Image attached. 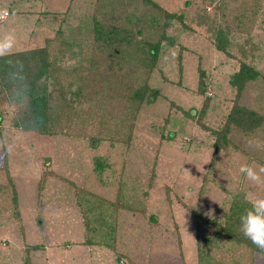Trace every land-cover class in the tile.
<instances>
[{"label": "rangeland", "instance_id": "obj_1", "mask_svg": "<svg viewBox=\"0 0 264 264\" xmlns=\"http://www.w3.org/2000/svg\"><path fill=\"white\" fill-rule=\"evenodd\" d=\"M152 1L182 20L167 26L176 45L162 43L148 77L156 98L144 102L131 119L125 102L130 91L118 90L127 83L137 88L144 74L137 69L123 80L128 71L118 59L99 65L91 50L92 26L93 17L100 23L115 17L122 26L135 21L147 9L144 0H0V10L9 13L0 19V39L14 36L11 53L41 48L49 40L58 74L88 73L93 61L104 67L99 74L107 77L104 88L113 94L98 98L102 84L90 68L88 80L71 86L74 90L82 84V96L73 99L79 109L59 136L13 127L25 99L0 103V186H7L0 192V264H22L23 251L33 245L42 250L30 253L31 264H197L194 214L219 220L238 189L251 202L264 198V182H253L239 171L242 165L257 170L264 165V120L251 135L232 128L229 139L235 147L221 150L204 193L200 186L204 175H210L216 137L197 124L212 131L223 127L235 95L229 79L241 63L256 69L260 78L246 85L239 103L264 119V0ZM218 30L228 31L227 54L214 46ZM46 84L49 91L56 85L52 79ZM176 107L196 113L194 119ZM127 125H133L128 137ZM94 157L105 162L97 175L92 172ZM122 183L134 184L124 203L129 201L135 211L108 217L98 244L81 245L86 233L75 205V185L114 203ZM10 184L18 193L23 232L11 212ZM228 246L222 244L220 250ZM240 254L241 264H264V255L253 256L246 249Z\"/></svg>", "mask_w": 264, "mask_h": 264}, {"label": "trees", "instance_id": "obj_2", "mask_svg": "<svg viewBox=\"0 0 264 264\" xmlns=\"http://www.w3.org/2000/svg\"><path fill=\"white\" fill-rule=\"evenodd\" d=\"M144 1L147 4V9L143 15H140L142 18L136 17L135 21H125V25L122 26L115 17H113L110 23H100L93 17L94 23L92 26L94 36L91 50L94 51L96 57L98 56L99 65L100 63L107 64L113 59H118L124 65L125 70L128 71L123 75V80L129 77L132 78L131 75L135 73L134 71L137 72V69L140 70L142 75L144 74V78L139 75V86L137 88L131 89L129 83H127L118 90L120 92L122 90L130 91L129 97L127 96L125 102L131 119L137 116L144 102H149L150 97L156 98L157 91L149 87L147 80L158 62L162 43L168 42L171 46L176 45L175 41L166 34L167 26L172 20H182L181 16H176L167 11L159 3L152 0ZM145 29L149 32L146 33ZM227 32L224 34L222 30H218L213 37L215 48L225 54H227ZM45 43L46 45L41 48H30L0 57V103L19 104L23 99L26 100V104L24 107H20L17 112V118L13 122V127L16 129L45 136L65 135L72 116L79 109L78 104L73 105V101L76 100L74 97L82 96V84L78 85L74 90H72L71 86L75 82L79 81L81 83L83 80H88L90 68L91 73L93 69H96V76L99 78L98 82L102 84L99 90L105 92L101 93L99 91L97 94L98 98L101 94H104L103 98H110L113 94L112 91L110 92L111 88L106 90L104 88L107 83V77H104V74H99V72L104 71V67L102 68L93 61L89 64L88 73L85 68L83 69L86 72L85 74L82 73L81 69L80 72L78 71L80 74L76 72L77 70L74 72L65 71L66 75L63 76L58 74L60 69L55 68V62L51 60V41L46 40ZM110 67L111 65L108 66V68ZM128 73L131 75L129 76ZM258 78H260V73L256 69L249 64L241 63L238 71L232 74L229 79V84L235 89V95L223 127L212 131L200 121L197 122L204 131L211 132L216 137L211 162L207 168L210 175L207 173L204 175L200 186L201 193H204L210 181L209 177L213 173V165L218 159L221 150H226L229 146L235 147L229 139V133L232 128L237 129L245 135H251L264 120L258 112L239 103L246 85L256 81ZM49 79H52L56 83L55 87L50 91L47 89L46 84ZM198 91L201 94L204 92L201 80L198 83ZM94 99L95 101L97 100V98ZM78 103L82 104L83 102L81 103L79 100ZM176 108L188 119H194L196 115V113L191 114L190 111H183L179 107ZM1 120L2 117L0 116ZM132 126L127 125V130L129 129L127 137L131 135ZM59 127L61 128L58 129ZM168 138H172V136L169 135ZM96 139L98 142L100 141L99 137ZM102 160L98 157H94L92 160L94 164L92 172L95 175L99 174L105 167V162ZM52 176L56 175L53 173ZM43 180H41L40 186L44 185ZM131 185L129 186L128 183L117 185L114 203L107 202V199L96 195L95 192L88 189L82 191V188L75 185V189L78 192L75 198V205L80 211L86 233L81 245L91 247L98 244V234L106 235L103 227L104 225L106 226L108 217L113 215L114 218L112 220H114L117 216L121 215L120 212L122 211L126 213L135 211L133 204H130L129 201L128 204L124 203L133 194L132 190L134 188L132 189V187L134 184L131 183ZM6 188V185L0 186V192ZM9 188L12 194L13 203L11 212L13 219L17 222L18 231L23 232L18 193L14 184H10ZM230 196L231 200L219 220H206L202 219V216L199 214H194L196 221L197 264H241L240 258H242V255L240 253L242 249L248 250L253 256L264 255V251L258 249L240 231V217L247 209L252 207V202L239 189L232 192ZM201 219L206 220L207 228L201 224ZM212 231H214L213 234H211ZM225 243L229 245L226 249H229V252H226V250L222 252V248L220 250L221 245ZM40 250H42V247L39 245L27 247L23 251L24 259L22 264H31L30 253Z\"/></svg>", "mask_w": 264, "mask_h": 264}, {"label": "clouds", "instance_id": "obj_3", "mask_svg": "<svg viewBox=\"0 0 264 264\" xmlns=\"http://www.w3.org/2000/svg\"><path fill=\"white\" fill-rule=\"evenodd\" d=\"M8 16L7 9L0 10V19ZM14 36L9 34L0 39V57L11 53L14 46ZM249 180L261 183V174H264V165L258 166V170L249 165H242L239 169ZM240 231L258 249L264 251V198L252 200V207L247 209L240 217Z\"/></svg>", "mask_w": 264, "mask_h": 264}]
</instances>
